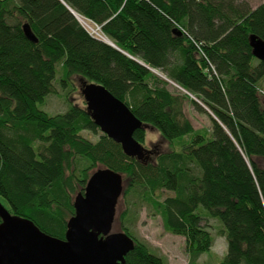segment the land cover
Listing matches in <instances>:
<instances>
[{"label": "trees", "instance_id": "16d2710c", "mask_svg": "<svg viewBox=\"0 0 264 264\" xmlns=\"http://www.w3.org/2000/svg\"><path fill=\"white\" fill-rule=\"evenodd\" d=\"M250 35L264 40V0L254 8L234 0H0V202L64 239L75 196L107 167L125 183L117 219L134 246L124 264H168L131 229L142 202L185 238L188 264L213 245L207 217L223 225L218 264H264V61ZM58 65L60 79L76 75L121 99L142 122L139 143L148 125L171 147L140 160L99 132L84 101L55 114L39 109L56 92ZM186 103L207 114L209 136L194 128Z\"/></svg>", "mask_w": 264, "mask_h": 264}, {"label": "water", "instance_id": "95a60500", "mask_svg": "<svg viewBox=\"0 0 264 264\" xmlns=\"http://www.w3.org/2000/svg\"><path fill=\"white\" fill-rule=\"evenodd\" d=\"M22 27L27 38L37 42L29 25ZM102 41L115 47L109 39ZM249 43L253 56L264 61V40L250 35ZM80 92L103 134L119 143L127 156L148 157V149L133 136L142 122L121 99L88 80L82 81ZM122 190L121 174L107 167L92 172L83 193L74 198L75 212L67 222L64 239L41 231L26 217L11 214L0 202V264H124L134 239L124 231H111Z\"/></svg>", "mask_w": 264, "mask_h": 264}, {"label": "rangeland", "instance_id": "374dc122", "mask_svg": "<svg viewBox=\"0 0 264 264\" xmlns=\"http://www.w3.org/2000/svg\"><path fill=\"white\" fill-rule=\"evenodd\" d=\"M238 3H246L251 8L256 7L263 0H234ZM78 21L81 25L92 35V29H95L96 33H93L92 36L98 37L100 40L108 39L101 31L97 29V25L89 20L82 19L81 16H78ZM83 20V22L81 21ZM99 31V32H98ZM63 68L58 65L56 67V81H55V93L48 94L42 102L37 103V107L41 110L46 111L49 114H55L65 111L71 103L82 104L83 97L80 92V86L82 81L80 77L73 75L69 78L60 79L62 77ZM60 73V74H59ZM160 75L164 76L163 73L158 72ZM58 75V76H57ZM64 80L65 82H62ZM261 88L264 90V80L261 82ZM171 90L178 89L175 84L169 82ZM185 114L191 120L195 129L199 130L201 134L209 136L208 128L210 125V120L207 114L196 111L193 107L185 104ZM146 139L144 147L149 150L159 149H168L171 146L165 140H163L159 133L152 127L146 126ZM101 132V131H99ZM82 135L87 137L90 140L95 141L98 137L97 133H92L89 131H82ZM183 140L189 139L188 136H184ZM175 140V147L178 148V141ZM158 145V146H157ZM103 168V167H98ZM96 168L95 170H97ZM125 184V183H124ZM123 184V185H124ZM170 192L164 191L162 193V198L166 195H169ZM121 196L118 199L116 205V217L112 225V232H118L120 230V222L118 213H121L126 207L124 203L125 200H121ZM134 199L131 201L133 202ZM2 203L7 207L5 201L2 199ZM134 206V204H131ZM134 210V209H133ZM200 213H206V209L200 205L197 209ZM134 223L131 225V229L139 240L144 241L154 253L159 256H162L168 264H188V254L186 252L185 238L180 235H175L169 232L163 223L161 214L159 211L149 204L145 203H136L135 215L133 216ZM207 229H209L214 238V242L210 250L203 253L197 260L198 264H218L221 259L224 257L227 244L225 237L219 233L221 226L223 227L220 220H216L211 217L204 218L202 220Z\"/></svg>", "mask_w": 264, "mask_h": 264}, {"label": "built area", "instance_id": "2783aa9c", "mask_svg": "<svg viewBox=\"0 0 264 264\" xmlns=\"http://www.w3.org/2000/svg\"><path fill=\"white\" fill-rule=\"evenodd\" d=\"M97 25V24H96ZM97 29H99L100 30V27L97 25ZM99 32V31H98ZM93 33H96V31H95V29H92V35H93Z\"/></svg>", "mask_w": 264, "mask_h": 264}, {"label": "bare ground", "instance_id": "6f19581e", "mask_svg": "<svg viewBox=\"0 0 264 264\" xmlns=\"http://www.w3.org/2000/svg\"><path fill=\"white\" fill-rule=\"evenodd\" d=\"M81 21L83 22V20L81 19Z\"/></svg>", "mask_w": 264, "mask_h": 264}]
</instances>
